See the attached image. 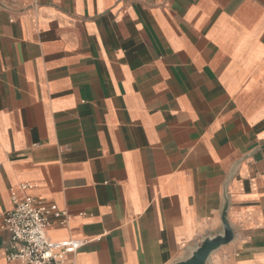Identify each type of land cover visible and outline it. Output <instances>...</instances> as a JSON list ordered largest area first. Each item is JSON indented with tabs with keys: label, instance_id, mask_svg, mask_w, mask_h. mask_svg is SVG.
<instances>
[{
	"label": "crops",
	"instance_id": "1",
	"mask_svg": "<svg viewBox=\"0 0 264 264\" xmlns=\"http://www.w3.org/2000/svg\"><path fill=\"white\" fill-rule=\"evenodd\" d=\"M67 211L63 264H264V0H0V264L12 194Z\"/></svg>",
	"mask_w": 264,
	"mask_h": 264
},
{
	"label": "built area",
	"instance_id": "2",
	"mask_svg": "<svg viewBox=\"0 0 264 264\" xmlns=\"http://www.w3.org/2000/svg\"><path fill=\"white\" fill-rule=\"evenodd\" d=\"M25 192L12 194L13 209L4 213L3 230L9 234L10 245L6 252L7 264H63L62 254L72 252L80 243L77 240L53 241L48 237V227L55 222L65 224L67 211L55 205L37 201L27 191L30 184H21Z\"/></svg>",
	"mask_w": 264,
	"mask_h": 264
},
{
	"label": "water",
	"instance_id": "3",
	"mask_svg": "<svg viewBox=\"0 0 264 264\" xmlns=\"http://www.w3.org/2000/svg\"><path fill=\"white\" fill-rule=\"evenodd\" d=\"M223 226L222 233H218L213 237L204 238L188 259L175 264H207L214 251L234 239L235 234H233V230L226 217L223 219Z\"/></svg>",
	"mask_w": 264,
	"mask_h": 264
}]
</instances>
